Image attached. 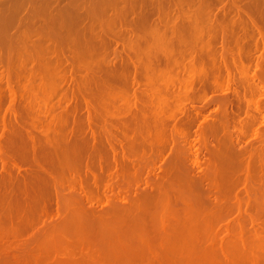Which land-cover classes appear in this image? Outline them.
I'll return each instance as SVG.
<instances>
[{"label": "bare ground", "instance_id": "bare-ground-1", "mask_svg": "<svg viewBox=\"0 0 264 264\" xmlns=\"http://www.w3.org/2000/svg\"><path fill=\"white\" fill-rule=\"evenodd\" d=\"M63 1L0 0V84L5 79L9 90L4 86L7 97L0 87V256L18 257L27 249L35 255L85 218L95 217L102 228L116 213L155 197L168 200L165 193L182 172L204 189L220 221L222 245L240 248L243 258L256 249L264 256V98L257 97L264 93V0ZM155 32L172 47L164 42L160 52H152ZM32 52L51 60L40 59L36 62L46 65L37 66ZM23 53L26 61L35 57V66L17 65ZM47 64H53L55 76V70L64 71L60 84L38 81L41 70L51 68ZM22 70L28 82H20ZM46 84L56 90L52 96L59 93L55 102L49 92L45 99L37 96L36 88L48 90ZM180 90L185 100L177 95L175 107ZM195 101L218 107L205 115ZM249 126L257 144L244 148ZM193 129L195 148L189 140ZM211 137L217 143L211 144ZM201 149L207 151L204 161ZM161 160H168L167 167ZM70 247L61 261L83 264ZM82 249L83 262L97 264L101 254ZM233 257L227 259L234 262ZM259 258L252 264H263Z\"/></svg>", "mask_w": 264, "mask_h": 264}, {"label": "rangeland", "instance_id": "rangeland-1", "mask_svg": "<svg viewBox=\"0 0 264 264\" xmlns=\"http://www.w3.org/2000/svg\"><path fill=\"white\" fill-rule=\"evenodd\" d=\"M63 2H61V3H63ZM241 2L243 3V1H241ZM244 2H246V1H244ZM239 4H240V2H239ZM229 5H230V3H229ZM243 6H245V5L243 4ZM194 7L196 8V6H194ZM227 8H228V5H227ZM187 9H188V6H186V10ZM216 9L218 11V8H216ZM219 12H222V11L219 10L218 13ZM71 14L72 13H68V17L71 18L72 17ZM202 14H200L199 17H201L203 19V17H205V16H203ZM202 23L206 24L205 21H203ZM16 32L18 33L19 31H16ZM153 36L154 37L156 36V32H155V34ZM37 37H39V36H37ZM155 38H154V40H153V37L151 38L153 41H150V44H153L154 46L150 45V48H151L152 52L155 51V53H158V52H160V51H158L160 49L159 46H161L166 41L165 40H163V42L160 41L161 38H160V40H158V38H159L158 36L155 37ZM166 44H167V48L170 49V47H172L171 45L168 44V42L164 43L162 46H166ZM64 47H65V49L63 48V51L64 50L67 51L69 49L68 53H66V51H64V53H66L68 55L67 56L65 54V56L67 57L68 60L72 59V55H71L72 52L71 53L69 52L70 48H68L66 46H64ZM119 48H121V45L119 46ZM163 48H166V47H163ZM163 48H161V49H163ZM173 49H174V52H176V53L179 52V51H177L178 50L177 48H173ZM261 49L258 52H262ZM40 51L41 50H39L38 52L41 53ZM38 52H34V53L32 52L33 55L37 53L36 54L37 55L36 56V60L34 61V63L36 61L37 62L40 61V59L44 60V58H45V60L48 59L46 62L51 60V59L46 58V57L43 58L44 54L42 55V58L40 57V59H39V57H38L39 53ZM258 52H257V54L259 55L260 53H258ZM44 53H47L46 55H48L50 57V54H48V52L44 51ZM257 54H255V56L253 58V61H251V63L248 62V63H250L252 65L250 74L255 71V64H253L252 62L256 63L255 61L257 59L256 58ZM25 55L23 53L21 55L23 58L17 57V59H16L17 65L19 64L20 67L24 66V64H22V63H27L28 65L29 64L31 65V62L33 63V59H35V57L33 56L31 58V60L26 61L27 60L26 58H28V57H25ZM39 55L41 56V54H39ZM46 55H44V56H46ZM176 55H178V54H176ZM179 59L182 60L181 58H179ZM43 60H42V62H43ZM45 60H44V62H45ZM106 60L109 61V59H106ZM65 62H66V58H65ZM38 64L39 63H37V66H40V67L41 66L45 67L44 64L46 65V63L42 64L41 62H40V64H42V65H40V64L38 65ZM47 65H50V64H47ZM52 65L53 64H51L49 66L51 68H49L46 71H42L41 70V72L38 75V77H39L38 81L39 80L41 81V79H42V81H44V78H45V80H47V81L49 80L48 82L46 81L48 84H49V82L51 84L52 81H54L53 82L54 84L55 83L56 84H60V82H61L60 74L61 73L65 74V73H64V71H61L59 69L60 72L58 74H59L60 77L57 78L58 74H57L56 71H58V70L54 71V73H56L57 76H55L54 74H51V72L53 71ZM31 66H35V65H31ZM20 67H18V68H20ZM1 69H0V71H1ZM263 69H264V63H263ZM23 70L21 71V76H20L21 77L20 78V82L21 83H24L23 80L25 81V78H24L25 75L23 76ZM180 70H182V68ZM177 71H178V69H177ZM2 72H3V69H2ZM180 73L183 74L184 73V69H183V72H180ZM25 74L27 76L28 73L25 72ZM45 74H47V76ZM161 74H157L158 76L157 75L156 76L157 77H162V78L166 77V74H165V76L161 75ZM187 75H188V73H187ZM251 75H253V74H251ZM1 76H2V74H1ZM184 76H185V74L183 75V78H184ZM180 78H182L181 74H180ZM62 79H64V77ZM55 80H58L57 81L58 83ZM157 80L159 81V80H161V78L160 79L157 78ZM157 80H156V82H157ZM2 81L3 80H1V82ZM4 81H5L4 82L5 84L4 83L0 84L1 88H3L4 86L6 87V80L4 79ZM25 82H28V81L26 80ZM62 82H64V81L62 80ZM70 82H71V86H70L69 83H63L64 84L63 86L65 87V86H67V84H69L68 88L71 90L70 87L73 88L72 85H74V84H73L72 81H70ZM53 83H52V86H50L48 84H46V86L48 85V86H50V88H52L54 86ZM48 86L45 87V88L47 89ZM5 87L2 89L4 91L3 94L8 97V95L6 93H9L8 92L9 90L6 87V89L8 90L7 91L5 89ZM64 87L62 89L64 94L67 93V91H68V93H67V94H69L68 97L69 96H74V95H70L71 93H70L69 89L68 90H64ZM42 88H36L38 90L35 89L36 92H38V93H36L38 97L42 96L40 98L45 99V98H47L46 96L50 97L49 95L51 94V98L54 97L53 98L54 102L56 100H58V98H59L58 97L59 96L58 95L59 94L58 91L59 90L56 92L58 94H54L52 96V93H54L56 90H53L54 92H52V90L50 88H48V90H45L44 88L43 89ZM42 90H45V91H42ZM180 91L181 92H177V93H181V94H177L176 93L174 95V97H173L174 102L179 100L177 98H181V100H180L181 103H182V101L184 102L185 99H182L184 97V95H182L183 91L182 90H180ZM48 92L50 94H48ZM230 94L233 95L234 93L232 94V92H231V93H229V95ZM123 95L127 96V94H124V93H123ZM177 95H180V96H178L176 98ZM181 95L183 97H181ZM231 95L229 97H231ZM261 96L264 98V93L263 92H260V95L257 96V97L258 98H262ZM7 97H5V100H7V101H4V102L5 103L7 102V104H8V98ZM77 97L80 98V96H77ZM123 97H125V96H123ZM70 98L72 99V97H70ZM231 98H233V96ZM75 99H77V98H74V100ZM212 99H214V98H212ZM209 100H211V99H209ZM75 101L72 100L71 104H73V102H75ZM174 102L173 103L171 102L173 105L169 104L168 107L170 108V106L172 105V107L174 108ZM178 102H175V107L177 105L176 103H178ZM208 102H210V101H208ZM5 103H3V105H4L3 107L4 108L7 107L5 105ZM205 104H206V101L205 102H203V101H195V103H194V105L196 106V109L200 108V110H202L203 114H205V115L207 113L208 114L209 113H213L214 114L216 112L215 109L218 107V104L213 103V105H211L209 107H205L206 106ZM172 107L170 109H172ZM232 107L235 108V105L233 104V105L229 106V111L230 112H232L231 110L234 109ZM169 112H170V110H169ZM83 113H85V112H83ZM167 113H168V111H167ZM263 113L260 114L262 119H263ZM179 115H181V114L179 113ZM232 128L234 129V125L231 126V129ZM248 128H249L248 129V133H247L246 137L243 140L244 148H249V147L254 146V145L257 144V142L255 141L254 132L252 131L253 128L251 129L250 126ZM254 128H257V125H256V127L254 126ZM194 129H196V127H194ZM194 129H193V131L191 133L192 136L189 139L190 142L192 143V145L188 142L187 147L182 146V148L184 147L186 149V151L184 152L185 154L187 153V150H188L187 148H189L190 145H191L190 147L195 148L194 139L197 138V134L194 135V133H195ZM115 131L117 132V130H115ZM117 133H119V132H117ZM194 137H196V138H194ZM191 138L193 139V142H192ZM209 140H210V143L212 142L211 144L217 143L216 139L213 138V137L209 138ZM112 144L115 145V147H117V148L120 147V144L117 143V142L113 141ZM125 146H126V144H125ZM197 146H198V144H197ZM184 148L181 149V150H185ZM192 148H190V150L191 151L194 150V152H192V155L194 154L193 155V157H194L195 156V149L192 150ZM120 149H121V147L118 150L119 152H121ZM121 154L122 153H119V156H118V158H120V159H121V157H120ZM181 155L183 156L184 154H181ZM229 155L231 156V154L229 153V154H227L225 156V159H229V157H230ZM184 156H186V155H184ZM205 157L207 158V151L205 149H201L200 150V160H203ZM234 159L236 160V158H234ZM192 160L194 161V159H192ZM162 161L163 160H161V162L159 161L158 164L159 165H163L162 167H167L166 163H168L167 162L168 160L165 161L164 163ZM158 164L156 165L157 167L155 166L156 168L154 167L155 168L154 170H156L155 172L160 173L161 170H160V168L158 169V167H159ZM144 168H145V166H144ZM147 169H148V167H147ZM147 169L145 171H147ZM97 171H99V170L96 169V172ZM97 173L99 175H102V172H100V171L97 172ZM182 173L183 174H181L179 176V178L176 177L178 180L176 178L174 179L175 181H173V184H172L173 185L172 186L173 190L172 189L170 190V188H169L170 186L168 187L169 189L167 188L168 189V191H167L168 193H165V195L166 194L169 195L168 200L164 199L165 196L162 197L161 199L157 198V197H155V199L154 198L153 199H149L150 201L148 200L147 201L148 203H146V201L142 202L139 207L138 206L134 207V209H132L133 211H124V212L122 211V212L116 213L115 216L114 215L112 216L113 219H111L109 221L110 224L107 221V223H106L107 225H105V226L103 225L102 228H101V226L99 224V221H97V219L95 217L93 219H92V217L85 218L86 220L84 219L81 222L83 227L77 225V226H75L77 230H75V228H74V226H72V224L69 225V226H72V227H70V228L67 227V230L68 229L69 230L67 232L63 233L64 237H67V238H64V237L62 238L61 235L58 236L57 240L55 239L56 241L55 242L53 241L54 245H53L52 241L49 242L48 245L47 244L43 245L42 249L40 248L41 250L38 249V250H40V252L36 251L35 255H34V252L29 253L28 249H27V251L25 253L17 254L18 257L14 256V255H16L15 253L9 254L8 256H5V257L4 256H0V260H1L0 264H64L66 261H61V259L63 257H65L64 253L69 251L68 247H70V246L72 247V248L71 247L70 248L73 251V252H71V255L74 256V257L76 256V258H78V259L81 258L80 259L81 262L80 261H78V262L83 263V264H85V263L83 262L84 258H82V256H84L85 254L82 255L83 254L82 253L81 254L82 256L80 257L79 252H81L80 248H81V250H83L82 248H84V247L85 248L86 247L89 248L88 251H90V252H93V251L97 252L98 251L99 254H101L100 257H98L99 258L98 259L96 257H93V255H95L94 253H92L93 255H91L90 252H89L90 257L92 256L93 259L96 258L95 260L98 259L97 261L99 262V264H250V263L252 264L253 263L252 261L256 260L259 256L262 259V257H264V256H261V254H263V252L260 253L259 252L260 250L258 251V249L255 250L256 252L254 254H252V253L248 254V253H250L249 251L244 252L246 256H244L245 258H243L242 255H244V254L241 255L242 251L237 252L238 249H240V248L234 249L235 246L233 248H232V246L229 247L230 244L228 246L227 245L223 246L225 244L222 245V243H223L222 241L223 240H221V238H220L221 234H220V232L217 231L218 230L217 226L219 225L220 221L218 222V220H217L218 218L216 217L215 214L214 215L212 214L211 209L208 207L207 200H205L206 197L204 195V193H205L204 189H201L202 187L201 188L199 187L201 185H198V184L193 183L192 181H190V179H188V173H186L187 175H185V172H182ZM185 180L190 181V182H186ZM108 185H111V184H108ZM142 185L143 184H141V186ZM116 186L117 185L114 186L115 187V191L119 190V188H117L118 186L117 187ZM122 188H123V186H122ZM120 189H121V187H120ZM175 190H177V191H175ZM197 190H198V192H197ZM190 192H192V193H190ZM188 196H191V197H188ZM195 196H197V197H195ZM242 196H244V193L242 194ZM156 200H157V203H156ZM152 202H153V204H152ZM155 205H156V208H155ZM157 206L159 207V209H158ZM166 206H168V208ZM105 208L106 207H104V209ZM173 208H174V211H173ZM153 209H154V211H152ZM156 210H158V211H156ZM170 210H172V211L169 212ZM154 212L156 214H153ZM234 216L235 215L230 216V219H232ZM214 218H215V220H214ZM219 220H221V219H219ZM76 223L77 222H75V224ZM81 223H80V225H81ZM209 224H211V225L209 226ZM212 224H213V227H211ZM99 226H100V229H99ZM68 235L70 236L69 239H68V237H69ZM64 239H65V242H64ZM68 240H70V241H68ZM107 241H109V248H108V245H107V247H105L106 246L105 242H107ZM57 242H60V243L57 244ZM62 242H64L65 244L62 243ZM63 244H64V246H63ZM120 244L122 246H120ZM50 245H52V246H50ZM117 245L120 246V247H118ZM46 246H47V248H46ZM92 246H94V247L91 249L90 247H92ZM55 248H57V249H55ZM73 248H74V250H73ZM97 248H100L101 250L97 249ZM106 248H107V250H105ZM85 250H87V249H85ZM104 250H105V252H104ZM41 251H43V252H41ZM121 251L123 252V255H122ZM51 253H52V255H51ZM53 253H55V255ZM26 254H27V257H28V255H30L27 259H26ZM225 254H228L227 256H231V255L234 256L233 257V258H235L234 262H232V261L230 262V260L227 259V256ZM62 255H63V257H62ZM33 256H35V257L33 258ZM39 256L42 259L39 258ZM13 258H14V260H13ZM248 258H249V261L251 260L250 262L248 261ZM93 259L90 262H92ZM263 260L264 259H262L260 261H263ZM98 262H97V264H98ZM65 264H72V263L71 262H66ZM88 264H90V263H88ZM259 264H261V263H259Z\"/></svg>", "mask_w": 264, "mask_h": 264}]
</instances>
